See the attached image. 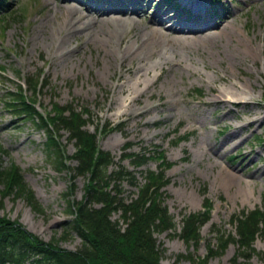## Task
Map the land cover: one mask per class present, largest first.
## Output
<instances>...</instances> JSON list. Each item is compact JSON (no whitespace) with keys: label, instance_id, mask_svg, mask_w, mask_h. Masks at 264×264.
I'll use <instances>...</instances> for the list:
<instances>
[{"label":"rangeland","instance_id":"374dc122","mask_svg":"<svg viewBox=\"0 0 264 264\" xmlns=\"http://www.w3.org/2000/svg\"><path fill=\"white\" fill-rule=\"evenodd\" d=\"M203 1L201 10L209 12V0ZM117 2L115 6L120 9H142L141 19L122 24L107 19L91 21L88 12L110 7L103 0H8L9 8L21 17L7 25L0 23L2 163L20 167L43 212H36L22 198L8 195L0 215L18 220L44 241L58 239L63 248L73 250L81 243L68 228L72 216L66 212L63 193L70 191L73 182L71 198L80 199L84 179L71 180L65 171L57 172L46 156L43 130L16 120L2 103L5 91L14 90L19 79L41 69L47 85L37 101L45 112L53 100L73 102L91 111L90 131L96 124L124 123L99 140L102 149L115 155V161L124 143L130 141L128 151L154 144L175 162L166 171L170 181L163 187L164 204L174 217L175 229L156 234L164 250L161 264H173L179 254L202 258L209 244L216 247L213 228L234 236L231 215L262 207L264 0H222L221 10L213 7L216 12H209L206 22L191 18L187 24L184 14L177 13L172 3ZM74 4L78 6L77 20L69 15L77 7ZM176 13L181 16L170 20ZM219 20L222 24L216 25ZM194 24L210 28L192 34L189 28ZM135 68L139 73L131 71ZM195 88L203 95L197 97ZM62 133L60 142L70 155L74 146L67 133ZM186 134L188 137L178 144L173 142ZM68 163L75 164L72 159ZM123 164L132 169L127 159ZM156 165L151 160L140 169H154ZM139 180L142 182L140 176ZM135 191L124 183L122 196L129 201ZM204 196L212 202L210 219L201 227L198 246L187 245L178 235L182 217L202 210ZM66 230L68 236L64 235ZM253 246L259 254L244 259L236 257L238 245L230 242L207 264H264V235H258ZM178 264L191 263L182 259Z\"/></svg>","mask_w":264,"mask_h":264},{"label":"trees","instance_id":"16d2710c","mask_svg":"<svg viewBox=\"0 0 264 264\" xmlns=\"http://www.w3.org/2000/svg\"><path fill=\"white\" fill-rule=\"evenodd\" d=\"M6 1L0 0V8L4 9L0 23L7 25L21 14L10 9ZM221 1L214 0V4H221ZM6 25L2 26L3 30ZM19 81L14 90L2 94L4 108L16 120L21 119L23 123L29 122L43 130V147L57 172L65 171L71 180L84 179L80 199L71 198L73 182L70 191L63 193L66 212L72 216L68 228L80 237L81 243L73 250L63 248L58 245V239L52 237L44 241L18 220L0 215V264H161L164 250L160 248L156 234L175 229L174 217L164 204L163 190L170 181L166 171L175 162L169 161L158 145L141 146L135 152L127 150L132 147L129 142L122 147V153L115 161V155L102 149L99 140L113 130H119L123 123L96 124L90 131L87 125L93 123L91 111L73 102L60 104L53 100L49 112L42 113L37 97L47 85L44 71L40 69ZM194 91L197 97L203 95L199 88ZM62 132L67 133L69 143L74 146L70 155L65 153V145L60 142ZM187 137V134L179 135L173 142L178 144ZM3 153L5 150L0 144V208L4 197L12 195L14 199H24L36 212H43L25 183L20 167L12 162L3 166ZM69 159L74 160L73 166L68 163ZM125 159L132 169L123 164ZM151 160L157 162L156 168L140 169ZM124 183L136 188L135 196L129 201L122 196ZM202 193L205 194V189ZM261 200L262 207L231 215L229 222L234 226V236L213 228L217 232L215 248L209 244L202 258H196L192 253L179 254L173 264L182 259L191 264H207L210 257L220 254L230 242L238 245L236 257L249 259L259 254L253 243L258 235H264V193ZM211 210L212 202L204 196L202 210L182 217L178 235L187 245L197 247L201 242V227L209 221ZM114 214L118 217L113 218ZM69 230L64 232L65 236L69 235Z\"/></svg>","mask_w":264,"mask_h":264},{"label":"bare ground","instance_id":"6f19581e","mask_svg":"<svg viewBox=\"0 0 264 264\" xmlns=\"http://www.w3.org/2000/svg\"><path fill=\"white\" fill-rule=\"evenodd\" d=\"M104 1V0H103ZM106 1H109V0H106ZM78 2V1H77ZM105 2V1H104ZM127 2V1H126ZM79 3V2H78ZM202 4V3H201ZM73 5V4H72ZM75 5V4H74ZM140 5V4H139ZM75 6H77V5H75ZM116 7V8H115ZM71 8V7H70ZM73 8V7H72ZM89 8H90V6H89ZM78 10V6L75 8H73V9H71V11L69 12V15H70V18H71V20H74V19H76L77 20V18H75L76 17V14H78L79 12L77 11ZM90 13H94L95 15H92V14H90ZM141 13H142V9H140L139 7H137V8H132V9H130L129 7H127V6H125L123 9H120V7L119 6H115V4H112V5H110V7L107 9H101V8H99L98 7V10H96V11H92V12H88V15L91 17L90 19H91V21L93 20H100L101 19V21H104L105 22V20L107 19L108 21H115V22H120V24H122L121 22H126V21H128V22H130V21H133V22H135V19H137L138 17H140V19H141V17H142V15H141ZM82 14H83V12H82ZM131 14H133V15H131ZM87 15V16H88ZM113 15H116V17H111V16H113ZM165 15V14H164ZM78 16V15H77ZM83 16V15H82ZM93 16V17H92ZM105 16H107V17H109V18H105ZM176 17H178V14H176L175 16H173V17H170L169 19L171 20V18H176ZM111 18V19H110ZM83 19V18H82ZM104 19V20H103ZM107 20H106V22H107ZM126 20V21H125ZM143 20V19H142ZM228 20V19H227ZM82 21V20H81ZM138 21H141V20H138ZM79 22V21H78ZM152 22V21H151ZM87 23V22H86ZM114 23V22H113ZM119 24V23H118ZM156 24H157V22H156ZM155 24V25H156ZM221 25L222 24V21H220L219 20V22L216 24V25ZM150 25V24H149ZM225 25V24H224ZM154 26V25H153ZM218 27V26H217ZM224 27V26H223ZM155 29H157L156 27H154ZM183 28H185V27H183ZM183 28H181V30L182 31H185ZM210 28V26L209 25H205V26H203V25H200V24H194L191 28H189V30H190V33H192V34H194V33H200V32H203V31H206L207 29H209ZM221 28V27H220ZM159 29V28H158ZM157 29V30H158ZM206 29V30H205ZM149 30H151V29H149ZM156 30H154L153 32H155ZM110 32V31H109ZM112 32V31H111ZM212 32V31H211ZM221 32V31H220ZM106 33V32H105ZM185 33V32H184ZM218 33V32H217ZM112 34V33H111ZM117 34V33H116ZM113 35V34H112ZM215 35V34H214ZM111 36L109 35V38H110ZM145 40V39H144ZM129 47V46H128ZM126 48V47H125ZM128 49V48H127ZM130 49V48H129ZM128 49V50H129ZM126 51V50H125ZM134 68V67H133ZM131 71H133L134 73H139L138 71H137V69L135 68V70H131ZM136 75V74H135ZM140 77V76H139ZM138 77V78H139ZM123 85V84H122ZM124 86V85H123ZM122 91V90H121ZM232 177H234V175H232Z\"/></svg>","mask_w":264,"mask_h":264}]
</instances>
